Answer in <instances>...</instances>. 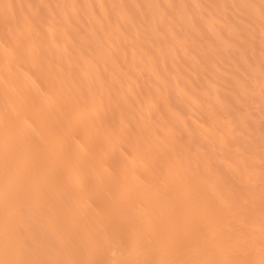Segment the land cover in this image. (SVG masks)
Instances as JSON below:
<instances>
[{
    "label": "bare ground",
    "instance_id": "obj_1",
    "mask_svg": "<svg viewBox=\"0 0 264 264\" xmlns=\"http://www.w3.org/2000/svg\"><path fill=\"white\" fill-rule=\"evenodd\" d=\"M205 1L0 0V264H264V0Z\"/></svg>",
    "mask_w": 264,
    "mask_h": 264
},
{
    "label": "rangeland",
    "instance_id": "obj_2",
    "mask_svg": "<svg viewBox=\"0 0 264 264\" xmlns=\"http://www.w3.org/2000/svg\"><path fill=\"white\" fill-rule=\"evenodd\" d=\"M208 1H209V2L205 1V5L208 7V9H210V10H215V9L218 8L217 6H219V3H218V2H220V0H214V1H213V0H208ZM211 1H212L213 3H212ZM226 1H227V0H226ZM209 3H210V4H209ZM231 3H233V2H232V1H231V2L228 1V4H227L228 7H227V9H226V10H227V12H226L227 14H232V12H233V10H232L233 5H232ZM215 4H216V5H215ZM230 4H231V5H230ZM45 5H46V4L43 3V6H45ZM208 5H210V6L212 5L213 7L211 6V8H210ZM206 6H205V7H206ZM230 6H231V8H230ZM207 7H206V8H207ZM214 8H215V9H214ZM228 9H229V10H228ZM226 10H225V11H226ZM230 11H231V12H230ZM227 14H225V15H227ZM227 16H228V15H227ZM229 16H230V15H229ZM165 23H167V22L165 21ZM58 32L60 33V34L58 33V34H59V35H58V38H60V37L62 36V35H61L62 31L59 30ZM73 33H75L74 30H73V32H72V30H71V34L74 36V39H73V36L71 35V39L73 40V41H71V42H72V43H75V34H73ZM254 50H255V49H254ZM256 50H258V49H256ZM255 53H258V51H256ZM188 63H191V62H188ZM188 63L186 62V64H188ZM190 65L192 66V68L194 67V64L191 63ZM190 65L188 64L187 67H189ZM191 66H190V67H191ZM226 66H228V65H226ZM206 71H207L208 73L205 72V78L207 77V79H208V78L210 79V78H211L210 71H208V70H206ZM224 72H225V74L222 73V75L219 77V81L222 80V82H219V81H218V83H221V84H218V86L220 87V86L222 85L220 88H223V89H220L219 92H220V94H222V95H223L224 92H225V93H227V95L229 96V92H228V89H229V88H228V87H230V86H229V83L227 82L228 80H225V79H227V77L225 78V75L228 74V73H227V71H224ZM223 76H224V77H223ZM226 76H227V75H226ZM224 78H225V79H224ZM223 79H224V80H223ZM224 81H226V82L228 83V86H227V83H225ZM223 82H224V83H223ZM225 84H226V85H225ZM113 85L116 86V85H118V83L115 81V82H113ZM224 85H225V87L228 88V89H226V88L224 87ZM218 89H219V88H218ZM224 89H225V90H224ZM192 91L194 92V89H193ZM229 91H231V89H229ZM224 95H226V94H224ZM227 95H226V96H227ZM244 123H245V124H244ZM237 124H238V125H237ZM237 124H236V125H237L236 127L239 129V130L237 129V131H238V132L241 131L240 133H242V134L244 135L245 138H246V135H245V134L248 135V136H247V139H245V138L240 139L241 143L244 142L245 140H246V141H245L244 143H247L248 139H249L250 142H251V141L253 142L252 145H250V143H247V144H249V145H248V146H249V148H248V152H249L250 155L253 154V155H255V156H260V160H261V161L259 160V163H258V164H260L262 167H261L260 165H258V170L263 171V170H264V157H261L262 155L260 154V151H259L260 148H259V145L257 144L258 142L255 141V136H253V135H254V132H252V130H251V124H250V122H248V121H244V122L241 123V121H239ZM240 124H244V125H240ZM245 125H247V126H245ZM247 127H250V129L247 130ZM245 132H246V133H245ZM249 132H250V133H249ZM252 136H253V137H252ZM235 137H236V136H235ZM235 137L228 138L227 141H228V143H230V145H233V144H236L237 142H239L238 138H237V137L235 138ZM253 138H254V139H253ZM231 139H232V140H231ZM244 139H245V140H244ZM198 141H199V142H198ZM195 144H196V145L198 144V146L201 147V148L198 147L200 150H207V148H208V147H207L208 144H207L206 142H203L201 139H195ZM206 144H207V145H206ZM256 145H257V146H256ZM250 146H251V148H250ZM250 152H251L252 154H251ZM255 152H257V153H255ZM253 155H252V156H253Z\"/></svg>",
    "mask_w": 264,
    "mask_h": 264
}]
</instances>
